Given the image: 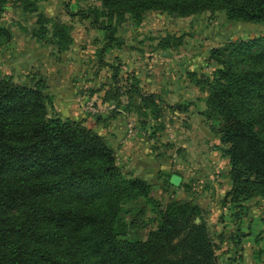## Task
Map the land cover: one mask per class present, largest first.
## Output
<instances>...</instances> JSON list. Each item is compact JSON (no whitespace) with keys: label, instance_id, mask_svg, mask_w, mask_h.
Returning a JSON list of instances; mask_svg holds the SVG:
<instances>
[{"label":"trees","instance_id":"obj_1","mask_svg":"<svg viewBox=\"0 0 264 264\" xmlns=\"http://www.w3.org/2000/svg\"><path fill=\"white\" fill-rule=\"evenodd\" d=\"M97 1V6L73 15L107 32L101 57L119 26L139 24L150 12L177 17L221 13L229 24L264 27V0ZM10 10L34 15L29 33L38 43L53 46L57 54L69 49L72 27L47 17L37 0H0V14ZM12 39L11 29L0 24V52ZM180 46L182 37L173 45L163 44ZM209 61L215 67L212 73L190 82L206 94L200 115L215 123L213 130L224 146L230 190L223 201L237 211L233 217L239 222L246 203L264 200V36L213 48ZM117 92H105L102 106L117 107L119 97H131ZM137 96L138 102L127 105L155 115L158 95L141 91ZM92 117L90 127L85 120L59 118L40 72L25 85L9 76L0 78V264L241 262L239 228L230 234L231 255L221 262L202 209L193 200L159 203L153 191L161 176H154V185L122 173L115 151L95 130L107 119ZM163 182L167 191L174 187L170 180ZM134 207L138 209L132 213ZM146 210L153 214L154 226L145 239L132 238L128 231L145 228L138 221ZM128 213L131 219L124 222Z\"/></svg>","mask_w":264,"mask_h":264},{"label":"rangeland","instance_id":"obj_2","mask_svg":"<svg viewBox=\"0 0 264 264\" xmlns=\"http://www.w3.org/2000/svg\"><path fill=\"white\" fill-rule=\"evenodd\" d=\"M42 1L46 3L50 0H37L38 5ZM97 4V0H69L66 4L56 7L52 13L54 15L76 13L79 10L86 11ZM40 6L39 10L43 11ZM16 13L17 11L14 10L1 13L0 24H6L11 31L13 29L15 36L19 31V34H23L27 39H32L29 33L32 27H24L26 31L21 30L27 23L17 17ZM11 18H15L13 24ZM82 20L78 16V23L82 25L81 29L84 32L95 30L91 45L96 47L83 63L84 69L81 72L83 83L78 84L76 76L72 82L75 87L77 86L76 97L79 98L77 104L79 107L76 110H80L85 116L82 120H85V123H91L93 120V117L84 111L86 102L91 101L99 107L102 106L105 92L113 94L119 90L118 96L125 92L131 93V97H119L115 101L117 107L112 104L114 109L102 113L108 123L117 120L116 118L124 113L125 140H128L126 138L128 123L134 126L135 133L144 132L139 149L136 150L134 147L137 145L135 136L130 139L132 144L124 145L117 154L115 152L116 164L121 168L122 173L143 180L149 179L151 183L158 185L154 176L160 173L154 172L170 164L169 170L165 168L168 172L160 175L162 180L159 187L153 191L159 203L164 205L169 198L193 200L202 209V217L206 221L209 233L219 246L217 254L221 262L230 256L234 249L230 242V234L237 228H239L237 236L241 242L239 248L243 250L244 235L242 234L249 232V228L243 227L245 224L252 225L250 220L253 219L249 216V203H251L250 208L259 211L263 199L254 198L246 203L247 212L240 216L239 222L235 221L233 214L237 211L232 208L228 200L223 201L225 194L230 190L229 164L222 152L224 146L220 144L219 136L213 130L215 123L207 121L200 115L205 110L206 94L201 93L190 80L209 76L215 69L213 63L209 61L211 49L224 47L229 42L263 37L264 27L242 23L229 24L221 13L177 17L150 12L143 16L139 24L127 21L119 26L115 41L101 57L99 53L106 46L107 32L103 28L91 25L89 19H85L87 22ZM180 37H182V46L179 48L163 47L164 43L173 45ZM4 48L1 52L5 54ZM26 48L27 46H23L20 50L24 51ZM164 54L166 55L163 56ZM12 59L11 66H17V68L13 67L12 74L17 82L27 80L29 83L31 75L39 72L30 69L22 57L17 58L16 62L14 58ZM1 64L3 63L0 62V77H7L11 72L7 69L9 66L3 68ZM147 82L150 88L146 86ZM152 82L154 84L163 82L167 84L166 86L172 87V91L168 92L166 88L165 90L163 84L159 90L154 86L151 89ZM85 84L87 85L84 86ZM185 84L195 87L197 93L194 97L183 100L190 94V89ZM152 90H158L159 94L156 95L160 98V106L155 115L149 110L136 112L127 105L139 101L138 92L154 94L150 93ZM103 124L101 129L105 128ZM124 147L126 148L123 149ZM164 178L170 180L174 186L168 191L163 188ZM137 207L131 208V212L134 213ZM260 213L264 218V209ZM146 214V217L138 221V224L144 225L145 228L128 231L132 238L145 239L148 229L154 226L151 223V220H155L153 214L149 210H146ZM131 216V213L125 214L124 222L130 221ZM259 220L262 221L260 218ZM255 224H257L256 228H252L254 231L264 226V220L256 221ZM256 234L252 233L253 236Z\"/></svg>","mask_w":264,"mask_h":264},{"label":"crops","instance_id":"obj_3","mask_svg":"<svg viewBox=\"0 0 264 264\" xmlns=\"http://www.w3.org/2000/svg\"><path fill=\"white\" fill-rule=\"evenodd\" d=\"M68 1L69 0L66 1L50 0L49 2L46 3H44V1L39 2V5L42 6V7L40 6L41 9L43 10L42 12H44V14L47 17L56 18L60 22L66 25H70L72 27L71 30L72 43L66 52L56 54L53 46L43 45L42 42L38 43L34 38L27 39V37H24L23 34H19V31H17V35L15 36V32L12 29L13 39L4 48L6 53L5 54L4 52L0 53L1 55L0 62L3 63L1 64L3 68L5 66H9V68L7 69H10L11 72L8 76L11 77L14 82L25 85L28 83L27 80L21 83L19 81L17 82L16 80H14L15 76L12 75L14 73L13 67L17 68V66H11L13 65L12 58L15 59V62L17 58L18 59L20 57L24 58L25 59L24 61L28 63L27 65L30 67V69L32 70L34 69V71L38 70L40 73H42V75L45 76V78H47L48 90L53 98L54 113L61 119H71V120L79 121L82 120L85 116L80 110L78 109L76 110V108L79 107L77 105L79 102V98L76 97L77 86L75 87L72 84V82L74 76L78 77L76 79L78 84H81L84 81V79L81 77V72L84 69L83 63L85 60L89 58L90 53L96 49V47H93L91 45L92 39L95 35V30L93 29L91 30V32L89 31L84 32L83 29H81L82 25L78 23V16L73 15L74 13L68 12L67 14L64 15H62V13L56 15L52 13V11L56 7H60L61 5H63V3L66 4ZM16 16L20 17L23 21L27 23L24 25L22 22V25H24L23 27L33 28L35 22L34 15L22 14L17 12ZM10 20L11 22H13L15 21V18H11ZM82 21L87 22L85 21V19H83ZM23 46L25 47L27 46V48L24 51L20 50ZM14 52H16V54H14ZM165 55L166 54H164L163 56ZM153 82L150 84L151 89L154 86L155 89L159 90L160 86L163 84L164 89L165 88L168 89L167 90L168 92L172 91V87L166 86L167 84L163 82H159L157 84H154ZM86 85L87 84H85L84 86ZM146 86L148 87V82ZM185 86H187V84H185ZM187 88L190 89V94L186 95V97H184L183 100H186L189 97L192 98L197 93L195 87L187 86ZM158 90L155 91L152 90L150 91V93L159 94ZM123 115L124 113L118 116L119 118L117 117L116 118L117 120L110 123L104 121L103 125L105 128L103 129L100 128L103 127L101 125L102 123L95 126V130L105 138V140L108 142L111 148L116 152V154L119 153V150H121V148L124 145L129 146L130 144L133 143L132 141H130V139L125 140L124 135L126 129V120H124ZM126 115L127 114H125V116ZM99 116H100L99 118H101L102 116L106 120V117L104 115L101 114ZM91 124L92 122L85 123L86 126L89 125L91 126ZM143 133L144 132L142 131H138L136 133L137 145H134L136 150L139 149V144H141L142 142L144 136ZM125 148L126 147H124L123 149ZM166 166L168 167H163L154 173L155 174L160 173L158 176H160L163 173H167L171 165L169 164ZM165 168H167L168 170H165ZM262 202L263 203L261 204L262 206L260 207L259 211H257L255 208H250L251 203H249L250 206L249 216H251L253 219L250 220V222H252V225L249 224L248 226L247 224H245V226L243 227V228L246 227V229L249 228V232H243L244 233L243 234L244 238L242 239L243 250L242 252H240V256L242 258L240 264H264V226L260 227L259 229H256L255 231L253 230L254 228H256L257 225L255 224L256 221L262 222L264 220V218L261 217V213H260L261 210L264 209V200ZM259 218L262 219V221L259 220ZM253 232L257 234L253 236L252 235Z\"/></svg>","mask_w":264,"mask_h":264},{"label":"built area","instance_id":"obj_4","mask_svg":"<svg viewBox=\"0 0 264 264\" xmlns=\"http://www.w3.org/2000/svg\"><path fill=\"white\" fill-rule=\"evenodd\" d=\"M114 109L113 106H99L96 107L93 102L88 101L84 105V111L91 116L101 115L103 112H106L107 110ZM136 136V133L134 131V126L131 123L127 124V131H126V138L131 139Z\"/></svg>","mask_w":264,"mask_h":264},{"label":"water","instance_id":"obj_5","mask_svg":"<svg viewBox=\"0 0 264 264\" xmlns=\"http://www.w3.org/2000/svg\"><path fill=\"white\" fill-rule=\"evenodd\" d=\"M98 117H100V116H98Z\"/></svg>","mask_w":264,"mask_h":264}]
</instances>
